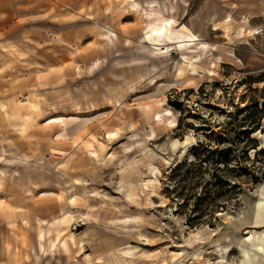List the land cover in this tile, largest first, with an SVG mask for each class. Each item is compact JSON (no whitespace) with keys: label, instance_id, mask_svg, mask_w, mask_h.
I'll return each instance as SVG.
<instances>
[{"label":"rangeland","instance_id":"374dc122","mask_svg":"<svg viewBox=\"0 0 264 264\" xmlns=\"http://www.w3.org/2000/svg\"><path fill=\"white\" fill-rule=\"evenodd\" d=\"M1 205L0 264H264V0H0Z\"/></svg>","mask_w":264,"mask_h":264},{"label":"bare ground","instance_id":"6f19581e","mask_svg":"<svg viewBox=\"0 0 264 264\" xmlns=\"http://www.w3.org/2000/svg\"><path fill=\"white\" fill-rule=\"evenodd\" d=\"M157 7H158V5H153L152 6L154 11L156 10ZM162 11H163V9H162ZM207 20H209V19H207ZM173 23H174V20L168 18V19H165L162 24H157L154 27H152L151 35L157 37V39H156L157 47L152 48L150 50L152 57H155L158 60L160 58H162V57H166L168 55V53H170L172 51L170 49V46L168 45V43L173 44L176 41L182 40V37H167V38H164V36L167 35V32H168L169 28L172 27ZM197 35H200V34L197 33ZM103 36L105 38H107L111 43H113V38H116V34L113 33V32H108V33L104 34ZM142 40L145 42L146 37H142ZM204 47L205 48H211V49L213 48V46L209 45L208 43L204 44ZM134 61H138V59L135 58ZM153 68L155 70H157L158 66L155 65ZM72 70L75 73V75L83 74V71H82V69L79 66H74L73 65V66H71V70L70 71L68 70V73H67L66 77H68L70 75ZM93 71H94V68L90 66V67H88L86 69V74H92ZM155 82H157V78H154V80L151 81V84L153 85ZM104 96L106 97V99L108 101H110L115 106H117V104H119V102H120L119 99L112 97L111 95H109V93H105ZM76 105H77L78 109H81V104L79 102H77ZM255 134H260V132L257 131ZM117 135H118V132H112V133H110L108 135V138L109 139H114V138L117 137ZM4 152L5 153H4L3 157H4L5 166L7 164V167H9V169H10V166H12L14 164L16 165V164L20 163V164L29 165V163H30V160L24 155H14V156H12V152L13 151L11 149L7 148ZM6 154H7L8 157H6ZM17 160L20 161V162H18ZM3 172H4V174H7V175L9 174V171H8L7 168H4ZM14 173H15V176H18L19 178L21 177V173H20L19 170H14ZM65 182H66L67 185H69V189L70 190L74 188V185L71 184V181L69 180V178H65ZM42 183L43 184L38 183L37 181H35L33 179V176L32 177L29 176L28 181H27V184H28L27 191L30 192V193H35L36 190L45 189L47 187L52 186V184L49 181L45 180V179L43 180ZM42 185H44V187L41 188ZM56 185L58 187L62 188L61 183L58 182ZM75 203L79 204L78 201H76ZM0 208L5 210V207H3V205H1ZM91 218H92L91 214H86V213H82L81 212V213H79L78 215H76L74 217V221L81 222V221H84L85 219H89L90 220ZM81 249H83V245H82ZM0 261H4V258L1 257Z\"/></svg>","mask_w":264,"mask_h":264}]
</instances>
